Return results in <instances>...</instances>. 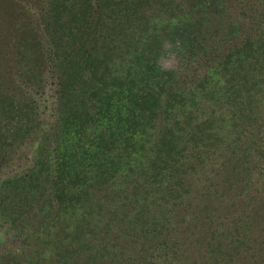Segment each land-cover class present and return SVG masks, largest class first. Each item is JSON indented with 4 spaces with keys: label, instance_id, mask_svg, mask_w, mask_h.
Returning a JSON list of instances; mask_svg holds the SVG:
<instances>
[{
    "label": "trees",
    "instance_id": "obj_1",
    "mask_svg": "<svg viewBox=\"0 0 264 264\" xmlns=\"http://www.w3.org/2000/svg\"><path fill=\"white\" fill-rule=\"evenodd\" d=\"M47 2L40 39L0 26V165L39 140L53 264H234L249 205L240 247L169 236L187 201L213 219L264 163V0Z\"/></svg>",
    "mask_w": 264,
    "mask_h": 264
},
{
    "label": "rangeland",
    "instance_id": "obj_2",
    "mask_svg": "<svg viewBox=\"0 0 264 264\" xmlns=\"http://www.w3.org/2000/svg\"><path fill=\"white\" fill-rule=\"evenodd\" d=\"M48 11L47 0H0V26H6L15 32V27L19 22H26L35 26L39 39L46 12ZM24 39L35 49V60L39 59V39L34 37L24 27ZM217 78H210L211 86L215 84ZM9 160L0 165V186L6 185V202L0 204V264H53L55 261L54 254L58 253L54 245H51L58 233H55L49 226L46 227L42 218L48 213V207L41 208L39 205V189H33L31 180L33 176L39 173V140L31 144H26L19 150H14ZM222 160L216 162L212 169L217 170ZM38 166V167H37ZM261 169L253 174L251 185L248 192L244 193L240 198L227 200L225 210L216 213L213 219L192 221L189 214L193 213V208L197 204L196 201H187L184 207L190 208L185 222L173 220L171 223V235L168 248L174 243H178V249L183 250V246L189 241L192 234L201 232L196 240L202 238L211 244L221 243L226 249L240 247L243 232L247 229L246 224L234 225V220L238 215L242 216L245 205H249V215L251 218L248 222L251 239L243 242L241 255L235 257L236 262H246V264H264V163L258 165ZM38 171V173H37ZM217 205V203L215 204ZM257 209H255V207ZM255 210V211H252ZM256 211L259 215L254 216ZM81 214V210H77ZM135 213V212H134ZM227 219H222L225 216ZM68 217V216H67ZM65 217L62 225L68 226L67 231L73 230L74 222ZM220 217V218H219ZM199 223L196 229L193 227L195 223ZM239 225V226H238ZM243 226V231H241ZM258 227V228H257ZM254 231V232H253ZM209 232V233H207ZM216 232L213 240L212 233ZM52 234L53 238L48 235ZM254 235H259L258 242L254 241ZM48 240H50L48 242ZM70 240L65 242L67 247H72ZM48 244V245H47ZM178 257L186 255L179 251ZM177 258L172 254L170 260L172 264H178ZM239 259L241 261H239ZM198 261H200L198 259ZM201 262V261H200ZM202 264V262H201Z\"/></svg>",
    "mask_w": 264,
    "mask_h": 264
}]
</instances>
